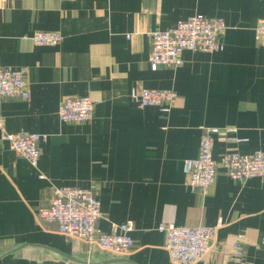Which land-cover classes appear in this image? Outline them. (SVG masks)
Masks as SVG:
<instances>
[{"label":"crops","instance_id":"obj_1","mask_svg":"<svg viewBox=\"0 0 264 264\" xmlns=\"http://www.w3.org/2000/svg\"><path fill=\"white\" fill-rule=\"evenodd\" d=\"M196 13L223 18V48L185 50L181 66L151 70L149 32ZM262 19L264 0H0V67L22 68L30 95L0 97L3 129L45 136L34 168L0 130V264H172L161 221L215 227L194 264H234L235 241L244 249L239 264H264V176L238 181L219 167L203 193L182 171L208 127L235 126L241 139L216 138L217 161L226 150L264 151V42L253 37ZM36 30L62 37L35 44ZM131 88L178 97L169 112L139 108ZM71 96H90L89 121L60 120L58 106ZM53 185H93L98 228L131 220L132 250L109 254L40 221L35 209Z\"/></svg>","mask_w":264,"mask_h":264},{"label":"built area","instance_id":"obj_2","mask_svg":"<svg viewBox=\"0 0 264 264\" xmlns=\"http://www.w3.org/2000/svg\"><path fill=\"white\" fill-rule=\"evenodd\" d=\"M226 28L223 18L209 17L200 13L179 20L169 29L149 32L151 47L148 53V63L151 70L159 65L178 67L183 64L181 53L185 50L212 52L223 48L222 34ZM58 30H36L31 36L33 43L53 46L61 40ZM129 38V34L126 35ZM255 41L264 42V19L254 28ZM129 96L139 108L144 106L158 107L162 112H169L177 100L175 90L166 88H141L129 90ZM0 97L28 99V82L22 68L0 67ZM58 116L64 122H86L92 118L93 102L90 96H71L61 100L58 106ZM4 128V118L0 115V130L3 138L20 157H24L37 168L40 155L39 141L44 135L35 132L9 133ZM235 126L208 127L200 135L198 152L192 158L184 159L183 174L191 190L197 189L207 193L217 177L220 167L230 178L244 181L250 177L264 176V151L258 149L250 153H240L236 150H226L217 161L212 157L214 141L235 140ZM234 136V137H233ZM38 173V178H43ZM48 203L35 209L38 219L45 223H53L57 231L74 239H80L86 244L94 243L107 253L126 255L134 247L131 231L133 222L109 223V231H103L97 226L101 218L100 201L95 187H80L68 185H53L50 187ZM157 230L165 236V248L172 264H194L206 254L211 246L215 227L206 225L175 226L170 221H161ZM244 249L239 241L232 244L234 264L244 259Z\"/></svg>","mask_w":264,"mask_h":264}]
</instances>
